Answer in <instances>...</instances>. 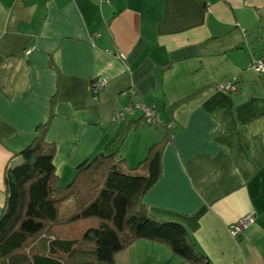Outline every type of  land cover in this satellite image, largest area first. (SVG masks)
<instances>
[{"label":"crops","instance_id":"0c3cea01","mask_svg":"<svg viewBox=\"0 0 264 264\" xmlns=\"http://www.w3.org/2000/svg\"><path fill=\"white\" fill-rule=\"evenodd\" d=\"M255 59L264 63V0H0V213L5 170L47 121L61 185L99 153L140 170L157 144L160 175L141 200L149 214L182 225L207 264H264V72ZM99 77L107 84L94 103ZM232 79L237 92L220 88ZM135 103L161 125L141 124L138 107L111 120ZM250 213L233 238L229 225ZM150 245L154 257L168 248ZM133 251L115 264H142Z\"/></svg>","mask_w":264,"mask_h":264},{"label":"trees","instance_id":"16d2710c","mask_svg":"<svg viewBox=\"0 0 264 264\" xmlns=\"http://www.w3.org/2000/svg\"><path fill=\"white\" fill-rule=\"evenodd\" d=\"M46 126L37 127L19 163L5 170L0 264H115V255L137 240L163 243L187 264H207L182 225L156 220L141 201L160 175L157 144L140 170L126 168L116 153H99L61 185ZM79 222L85 226L77 237L56 230Z\"/></svg>","mask_w":264,"mask_h":264},{"label":"built area","instance_id":"2783aa9c","mask_svg":"<svg viewBox=\"0 0 264 264\" xmlns=\"http://www.w3.org/2000/svg\"><path fill=\"white\" fill-rule=\"evenodd\" d=\"M252 68L257 74H261L264 72V63L260 60H253L252 61ZM107 84V80L99 77L95 78L91 81V93L92 99L94 103H97V95L98 92L105 87ZM226 92L235 93L237 92V82L236 79H232L230 82L220 86ZM138 107L142 111V116L140 117V123L143 125H161L160 119L158 115L155 113L154 109L143 105L142 103L139 104H128L126 107L116 111L113 113L111 120L113 122H117L122 119L126 114L132 113ZM254 217L253 214H246L240 220L236 221L235 223L229 225V233L233 238H237L239 233L243 231L252 221Z\"/></svg>","mask_w":264,"mask_h":264},{"label":"rangeland","instance_id":"374dc122","mask_svg":"<svg viewBox=\"0 0 264 264\" xmlns=\"http://www.w3.org/2000/svg\"><path fill=\"white\" fill-rule=\"evenodd\" d=\"M151 127H153V126H151ZM141 167H142V165H141ZM84 226H85L84 224H81L79 222L78 224L74 225L72 228H71V225H62L61 227L56 228V230L63 231L61 233L62 236L72 238V237L79 236L80 233L82 232V230L84 229ZM81 228H83V229H81ZM140 241H142V242H136V244H132L128 249L126 248V250H124V252H122L123 254H121V255H130V259L132 260V254H130V253L134 249V251L132 253H134L135 251H138L137 257H138V259H140L142 261V264H154V263L158 262V260H156V258H155L156 256L158 257V259L161 258V260L159 261V262H161V261L165 260L167 257L169 258V256H171V255H173V257L177 260L169 262L168 264H187L186 262H184V260L181 257L175 256L174 254H172L171 250H169L168 248L165 249L167 254L165 252L163 253V251L159 252V249H157L155 252L156 256L154 257L151 254V245H150L151 241H147V240H140ZM141 252H145L144 254L147 255V259L143 258V254L141 255ZM125 258L130 263V259L128 257H125ZM135 261L136 260L134 259L133 262H135ZM126 264H127V262H126Z\"/></svg>","mask_w":264,"mask_h":264}]
</instances>
